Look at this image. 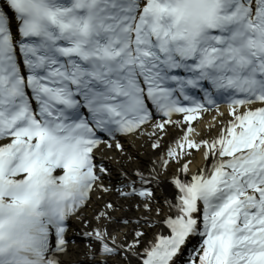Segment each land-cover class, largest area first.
Here are the masks:
<instances>
[{
	"label": "bare ground",
	"instance_id": "1",
	"mask_svg": "<svg viewBox=\"0 0 264 264\" xmlns=\"http://www.w3.org/2000/svg\"><path fill=\"white\" fill-rule=\"evenodd\" d=\"M243 110L221 107L153 119L120 137L116 146L98 149L90 196L70 218L68 244L57 253L60 264H139L138 254L149 252H153L151 264H167L169 249L159 238L165 232L167 199L174 194L170 179L193 173L219 153L216 141L222 138V127L228 135L226 120ZM212 142L215 145L210 148ZM145 181L149 183L142 185ZM150 223L153 234L148 232L150 227L140 229L141 224ZM138 235L149 236L140 251L135 250ZM149 243L160 248L155 250ZM108 247L114 250L112 255L107 254L112 251Z\"/></svg>",
	"mask_w": 264,
	"mask_h": 264
},
{
	"label": "rangeland",
	"instance_id": "2",
	"mask_svg": "<svg viewBox=\"0 0 264 264\" xmlns=\"http://www.w3.org/2000/svg\"><path fill=\"white\" fill-rule=\"evenodd\" d=\"M165 176H168V175H165ZM151 225H152V223H150V224H141L140 229L147 230V228L150 227ZM154 230L155 229L153 227H150L148 232L150 234H153L154 233ZM146 238H149V236L148 235H145V236L138 235V237H136V243H135L136 244L135 245L136 246L135 247V250L136 251H140L141 249L145 248Z\"/></svg>",
	"mask_w": 264,
	"mask_h": 264
}]
</instances>
